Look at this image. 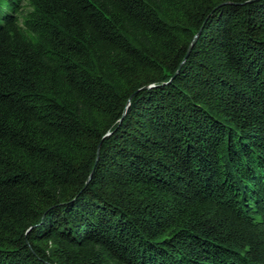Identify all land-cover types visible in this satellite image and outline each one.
<instances>
[{
  "label": "trees",
  "instance_id": "1",
  "mask_svg": "<svg viewBox=\"0 0 264 264\" xmlns=\"http://www.w3.org/2000/svg\"><path fill=\"white\" fill-rule=\"evenodd\" d=\"M0 264H264V0H0Z\"/></svg>",
  "mask_w": 264,
  "mask_h": 264
},
{
  "label": "water",
  "instance_id": "2",
  "mask_svg": "<svg viewBox=\"0 0 264 264\" xmlns=\"http://www.w3.org/2000/svg\"><path fill=\"white\" fill-rule=\"evenodd\" d=\"M193 42H194V40H193V41H192V43L190 44V46H189V48H188V51L190 50V48H191V46H192Z\"/></svg>",
  "mask_w": 264,
  "mask_h": 264
}]
</instances>
